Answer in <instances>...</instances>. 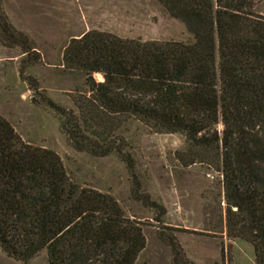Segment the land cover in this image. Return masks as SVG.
<instances>
[{"label":"trees","instance_id":"obj_1","mask_svg":"<svg viewBox=\"0 0 264 264\" xmlns=\"http://www.w3.org/2000/svg\"><path fill=\"white\" fill-rule=\"evenodd\" d=\"M160 2L192 41L90 30L63 55L90 94L76 97L78 112L47 104L73 145L99 156L121 152L125 139L111 136L129 120L182 134L177 160L222 175L227 234L250 243L264 264V15L252 0ZM20 41L32 52L27 36ZM146 245L140 223L113 196L71 182L56 151L25 142L0 114V247L8 257L28 262L46 251L49 264H137Z\"/></svg>","mask_w":264,"mask_h":264},{"label":"rangeland","instance_id":"obj_2","mask_svg":"<svg viewBox=\"0 0 264 264\" xmlns=\"http://www.w3.org/2000/svg\"><path fill=\"white\" fill-rule=\"evenodd\" d=\"M252 1L253 11L264 15V0ZM90 30L143 41L193 40L160 0H0V114L25 142L56 151L71 182L110 194L140 223L147 245L137 264H175L174 244L182 264H256L252 245L227 234L222 175L207 164L185 167L177 160L182 134L129 120L111 136L117 144L118 136L125 139L121 152L99 156L78 150L62 130V117L46 100L78 112L76 97L90 94L84 75L63 65L70 40ZM21 35L32 52L25 53ZM0 264L49 261L46 251L17 261L0 247Z\"/></svg>","mask_w":264,"mask_h":264}]
</instances>
